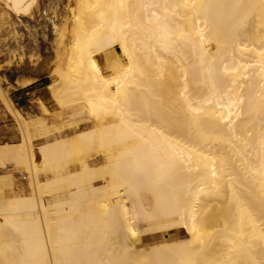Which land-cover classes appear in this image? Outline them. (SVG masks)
Returning <instances> with one entry per match:
<instances>
[{"label": "bare ground", "instance_id": "6f19581e", "mask_svg": "<svg viewBox=\"0 0 264 264\" xmlns=\"http://www.w3.org/2000/svg\"><path fill=\"white\" fill-rule=\"evenodd\" d=\"M64 36L47 87L87 123L32 142L6 96L0 264H264V0H75Z\"/></svg>", "mask_w": 264, "mask_h": 264}, {"label": "rangeland", "instance_id": "374dc122", "mask_svg": "<svg viewBox=\"0 0 264 264\" xmlns=\"http://www.w3.org/2000/svg\"><path fill=\"white\" fill-rule=\"evenodd\" d=\"M74 5L75 0H39L34 18L15 14L4 0H0V126L5 127L4 131H0V143L17 142L22 137L21 131H18L20 126L12 111H9L10 107L5 106L6 96L10 105L28 121L34 134L31 136L32 142L42 140L39 133L43 127L49 129L48 136L57 137L61 134L71 135L86 126L84 117L76 115L78 105L61 106L50 96L47 87L66 50L64 35L68 33ZM113 47L119 50L116 44ZM96 53L99 65L107 70L105 52L101 50ZM28 79L30 83L21 85ZM23 85L27 86L17 90ZM95 157L96 154H92L87 158L92 160ZM7 161L4 166L0 164V191L4 190L2 192L6 195L29 192L25 166L16 165L13 160ZM144 226L140 222V227ZM149 234L142 233L140 242L148 241ZM175 234L173 229L155 231L156 238L173 237Z\"/></svg>", "mask_w": 264, "mask_h": 264}, {"label": "crops", "instance_id": "0c3cea01", "mask_svg": "<svg viewBox=\"0 0 264 264\" xmlns=\"http://www.w3.org/2000/svg\"><path fill=\"white\" fill-rule=\"evenodd\" d=\"M27 85H23V86H20L17 90L21 89V88H24L26 87ZM5 130V127L3 126H0V131H4Z\"/></svg>", "mask_w": 264, "mask_h": 264}]
</instances>
